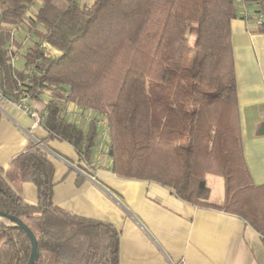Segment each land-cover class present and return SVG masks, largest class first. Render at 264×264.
I'll return each instance as SVG.
<instances>
[{"label": "trees", "instance_id": "1", "mask_svg": "<svg viewBox=\"0 0 264 264\" xmlns=\"http://www.w3.org/2000/svg\"><path fill=\"white\" fill-rule=\"evenodd\" d=\"M36 0H0V90L29 102L46 96L40 125L90 160L96 127L86 131L63 111L70 103L106 117L111 171L151 181L196 207L239 216L264 236V189L243 166L230 22L244 4L264 34V0H39L30 28L23 18ZM244 19V18H242ZM13 27L36 39L16 69L8 54ZM190 39L193 40L192 44ZM49 45L56 53L45 56ZM18 49L17 40L13 42ZM36 187L26 204L0 171V212L22 220L37 239L34 264H119V231L53 207L54 167L31 146L12 161ZM207 175L222 177L225 199L209 201ZM0 219V264H27L30 243Z\"/></svg>", "mask_w": 264, "mask_h": 264}, {"label": "crops", "instance_id": "2", "mask_svg": "<svg viewBox=\"0 0 264 264\" xmlns=\"http://www.w3.org/2000/svg\"><path fill=\"white\" fill-rule=\"evenodd\" d=\"M243 166L254 189H264V34L253 21L230 22ZM46 96L30 102L45 116ZM0 111V171L28 205L37 202L36 187L22 181L13 159L31 146L41 148L54 167L53 207L60 212L111 224L119 231V264H264L261 235L237 215L196 207L151 181L119 178L106 154L95 145L90 160L80 158L24 113L3 106ZM67 109L78 113L75 103ZM84 131L88 125L73 120ZM96 132H98L96 128ZM93 164L89 167L86 163ZM209 201L225 199L222 177L207 175ZM264 192V191H263Z\"/></svg>", "mask_w": 264, "mask_h": 264}, {"label": "built area", "instance_id": "3", "mask_svg": "<svg viewBox=\"0 0 264 264\" xmlns=\"http://www.w3.org/2000/svg\"><path fill=\"white\" fill-rule=\"evenodd\" d=\"M248 15H249V11H248L247 7L244 4H240L239 16L241 18H244V21H246L245 18ZM32 19L29 18V11H28L27 14L25 15V18H23V20H22V24L26 28H30V23H31ZM262 21H263V17H262V15H260L254 23L255 26L258 27L259 25H261ZM19 29H20V27H13L12 28V37H11L10 43L8 45V48H7L8 54L11 57L10 63L12 65L22 54V47L20 46L18 49H16L14 47V44H13V42L16 40L15 33ZM31 37H32V31L30 33L28 31H26V39H29ZM40 48L43 50L45 56H53L56 53L46 43H42L40 45ZM3 106L12 107V108L26 114L33 121V126L40 125V123H41L40 115L32 108V106L30 105V102L28 100V97L25 93H22L20 98L15 99L13 96L3 95L2 91L0 90V111L2 110L1 108ZM78 109H79L78 113L76 114L75 112L68 110L66 107L65 110L63 111V114L69 120H73L74 117H77V119L83 120L87 125L94 124L98 130L96 146H95L96 150L95 151L97 153L101 154L102 151H104V149H105L103 154H106V156H108L106 144H107L108 138H109V132H108L109 127H108V122H107L106 117L100 113H97L96 111L91 110V109H84V108H81L80 106H78ZM86 165H88L91 168L93 167V164H91L89 162L86 163ZM261 239L264 243V236L263 235L261 236Z\"/></svg>", "mask_w": 264, "mask_h": 264}, {"label": "rangeland", "instance_id": "4", "mask_svg": "<svg viewBox=\"0 0 264 264\" xmlns=\"http://www.w3.org/2000/svg\"><path fill=\"white\" fill-rule=\"evenodd\" d=\"M79 4L82 5H91L93 0H78ZM41 5V2L39 0H36L34 4L31 6L29 10V18L32 19L35 15V12ZM15 37L17 40V43L22 47V53H26L29 48H31L34 43L36 42V39L32 36L29 39H26V30L21 27L16 33ZM193 40L190 39V43L192 44ZM13 66L18 69L22 70L24 67V59L20 56L14 63ZM107 148V145H106ZM46 264H54V257L48 256L47 257V263Z\"/></svg>", "mask_w": 264, "mask_h": 264}, {"label": "water", "instance_id": "5", "mask_svg": "<svg viewBox=\"0 0 264 264\" xmlns=\"http://www.w3.org/2000/svg\"><path fill=\"white\" fill-rule=\"evenodd\" d=\"M258 134L264 135V124L259 129ZM0 219L8 220L9 222L13 223L14 224L13 226L16 229L22 231L26 235L27 239L29 240L30 247H31L30 256H29L27 264H34L39 257V253H38V248H37V239L34 233L31 231V229L27 227L22 220L15 218L13 216H9L2 212H0Z\"/></svg>", "mask_w": 264, "mask_h": 264}]
</instances>
